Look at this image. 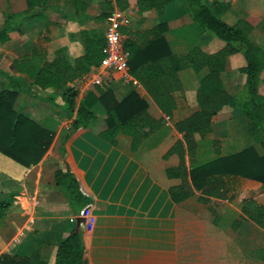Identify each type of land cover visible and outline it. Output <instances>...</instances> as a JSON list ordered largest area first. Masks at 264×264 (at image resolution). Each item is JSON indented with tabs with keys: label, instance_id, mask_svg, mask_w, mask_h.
Instances as JSON below:
<instances>
[{
	"label": "crops",
	"instance_id": "0c3cea01",
	"mask_svg": "<svg viewBox=\"0 0 264 264\" xmlns=\"http://www.w3.org/2000/svg\"><path fill=\"white\" fill-rule=\"evenodd\" d=\"M86 2L92 17L107 11L106 2L114 3ZM7 6L10 13L27 9L25 0H0V23ZM125 12L130 17V32L164 24V37L183 65L178 72L181 90L173 93L176 107L169 118L132 77L127 82L104 83L117 100L135 92L146 101L149 116L161 121L135 150L127 135L118 134L113 145L101 137L106 129V114L98 102L92 107L96 121L87 129L78 128L62 143L61 137L74 118L62 107V92L53 88L39 91L31 85V78L13 69L12 61L33 49L42 52L48 61L58 55L72 61L82 54L77 34L96 23L88 20L80 26L75 21L72 2L50 0L47 19L27 20L20 33L10 32L9 40L0 43V71L22 80L15 106L22 107L34 122L53 134L50 146L35 165L24 167L0 153V192L14 194L4 218L6 224L0 229V257L28 259L36 254L39 261L53 263L58 242L77 227L78 219L64 192L55 185L54 173L60 170L70 172L79 191L88 198L92 223L84 221L78 226L86 264H264V229L241 212L246 199L264 206L261 182L230 178L226 180L227 198L207 197L205 203L199 201L203 194L197 190L179 203L173 202L168 192L180 183L178 178L165 175L166 168L177 165V156L163 157L182 139L174 123L197 109L195 93L199 79L206 74L205 69L196 74L183 55L192 46L214 52L222 43L207 34L189 32L191 21L182 0L166 4L160 15L154 10L138 13L136 0H130ZM220 16L229 25L245 18L252 25L249 37L264 46V0H234ZM234 62L238 63L236 67H232ZM243 65L240 54L229 57L221 74L223 88L229 94L242 88L244 75L238 68ZM4 86L0 76V90ZM69 86L68 83L66 87L71 89ZM94 89L90 87L88 91ZM86 93H75L74 105ZM260 93L264 95V89ZM50 96L53 101L47 100ZM204 141L217 144L199 146V159L215 151L225 155L248 147L264 156L259 138L249 135L247 120L235 111L223 110L215 115Z\"/></svg>",
	"mask_w": 264,
	"mask_h": 264
},
{
	"label": "trees",
	"instance_id": "16d2710c",
	"mask_svg": "<svg viewBox=\"0 0 264 264\" xmlns=\"http://www.w3.org/2000/svg\"><path fill=\"white\" fill-rule=\"evenodd\" d=\"M50 0H25L27 9L20 13H10L8 6L2 13L0 23V43L9 40V33L21 32V26L29 19H47L46 6ZM72 2L75 21L82 26L88 20H94L95 27L80 29L77 36L82 46V54L72 61L64 55H58L51 61L45 55L33 49L12 61L13 69L32 79L31 85L44 91L48 88L62 92V107L74 114L73 121L61 137L62 143L78 128L87 129L97 119L93 105L98 102L103 107L106 129L101 137L109 144L115 143L118 134L131 138V149L135 150L149 133L155 131L161 121L153 119L147 113V103L135 92L128 93L117 100L108 85L95 87L88 91L74 105L75 92L66 85L78 76L98 66L103 59L104 20L111 8L106 2L107 11L92 17L87 13L86 0H67ZM115 6L126 11L130 0H113ZM172 0H136V11L143 13L154 10L158 15L163 7ZM186 16L191 21L189 32L204 33L218 40L222 46L214 52H205L198 46L190 47L183 55L184 60L198 74L206 70L198 83L195 93L197 109L186 118L175 122L174 128L182 134L167 151L177 156V165L165 169L167 178H178L179 185L169 189L173 202H181L192 195L193 190L200 191L203 197L226 199V180L234 177L253 179L264 187V156H260L253 147L240 152L221 155L218 152L199 159L196 150L199 146L216 145L215 141L205 142V136L211 131L212 118L223 110L240 113L248 122V132L260 140L264 149V46L254 42L249 34L252 25L245 19L235 24H227L220 16L228 4L220 0H182ZM166 26L157 24L143 31L130 32L122 29L124 46L128 52L129 75L143 88L159 110L169 118L176 107L173 93L181 90L178 72L182 61L171 49L164 37ZM184 31V30H182ZM188 31V30H187ZM240 54L244 65L238 71L244 75L240 91L229 94L221 81L229 57ZM5 86L0 90V153L24 167L35 165L51 144L53 134L34 122L22 107L15 106L18 88L22 80L0 71ZM53 101L54 97L47 98ZM197 136L198 140L195 138ZM188 162V165H186ZM55 185L65 194L69 206L77 219V227L72 228L67 237L61 239L55 250L52 264H86L83 260V246L78 221L87 208L88 198L78 189L73 175L56 170ZM13 193L0 192V221L5 218L13 201ZM242 214L264 229V206L252 199L242 201ZM0 264H46L39 261L36 254L30 258L4 255Z\"/></svg>",
	"mask_w": 264,
	"mask_h": 264
},
{
	"label": "built area",
	"instance_id": "2783aa9c",
	"mask_svg": "<svg viewBox=\"0 0 264 264\" xmlns=\"http://www.w3.org/2000/svg\"><path fill=\"white\" fill-rule=\"evenodd\" d=\"M230 4L234 0H220ZM130 23L129 14L119 10L114 3L104 20V47L103 59L100 64L91 67L90 70L69 83V87L77 95L86 93L90 87H102L108 80L121 82L130 81L132 78L128 72V52L124 46L122 29ZM81 217L85 222L92 223L90 208L84 210Z\"/></svg>",
	"mask_w": 264,
	"mask_h": 264
},
{
	"label": "rangeland",
	"instance_id": "374dc122",
	"mask_svg": "<svg viewBox=\"0 0 264 264\" xmlns=\"http://www.w3.org/2000/svg\"><path fill=\"white\" fill-rule=\"evenodd\" d=\"M131 21H132V20H131ZM1 49H3V48L0 47V51H1ZM237 64H238V63L234 62V64H232V67H236ZM233 65H234V66H233ZM57 165H58L57 162H54L53 166H54V167H57ZM0 223H3V225L0 226V229H1V227L4 228V225L6 224V223L4 222V219H2V220L0 221ZM0 231H1V230H0Z\"/></svg>",
	"mask_w": 264,
	"mask_h": 264
},
{
	"label": "water",
	"instance_id": "95a60500",
	"mask_svg": "<svg viewBox=\"0 0 264 264\" xmlns=\"http://www.w3.org/2000/svg\"><path fill=\"white\" fill-rule=\"evenodd\" d=\"M78 221H80V222H84V219L83 218H79V220Z\"/></svg>",
	"mask_w": 264,
	"mask_h": 264
}]
</instances>
